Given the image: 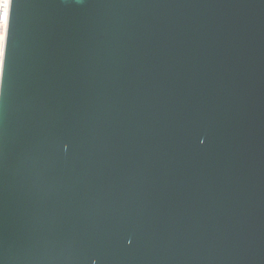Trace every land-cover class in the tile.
Wrapping results in <instances>:
<instances>
[{
  "label": "water",
  "instance_id": "1",
  "mask_svg": "<svg viewBox=\"0 0 264 264\" xmlns=\"http://www.w3.org/2000/svg\"><path fill=\"white\" fill-rule=\"evenodd\" d=\"M0 264H264V0H14Z\"/></svg>",
  "mask_w": 264,
  "mask_h": 264
},
{
  "label": "clouds",
  "instance_id": "2",
  "mask_svg": "<svg viewBox=\"0 0 264 264\" xmlns=\"http://www.w3.org/2000/svg\"><path fill=\"white\" fill-rule=\"evenodd\" d=\"M0 9H2L5 14H10L11 0L10 2H8V0H0ZM6 27H7V16L5 20L0 21V94H2L3 82H4L3 79L4 59H3L2 41Z\"/></svg>",
  "mask_w": 264,
  "mask_h": 264
},
{
  "label": "snow or ice",
  "instance_id": "3",
  "mask_svg": "<svg viewBox=\"0 0 264 264\" xmlns=\"http://www.w3.org/2000/svg\"><path fill=\"white\" fill-rule=\"evenodd\" d=\"M13 7H14V0H11V9H10V14H5L7 16V27H6V30L3 34V39H4V36L5 34H8L9 37H10V30H11V23H12V10H13ZM5 63V66H6V59L4 61Z\"/></svg>",
  "mask_w": 264,
  "mask_h": 264
},
{
  "label": "bare ground",
  "instance_id": "4",
  "mask_svg": "<svg viewBox=\"0 0 264 264\" xmlns=\"http://www.w3.org/2000/svg\"><path fill=\"white\" fill-rule=\"evenodd\" d=\"M10 2V0H8ZM6 19L5 13L2 9H0V21H3ZM6 40H7V34H5L4 39L2 41V50H3V59H4V53H5V47H6Z\"/></svg>",
  "mask_w": 264,
  "mask_h": 264
}]
</instances>
